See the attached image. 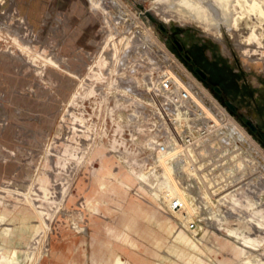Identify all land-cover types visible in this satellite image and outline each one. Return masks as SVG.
<instances>
[{
    "label": "rangeland",
    "instance_id": "rangeland-1",
    "mask_svg": "<svg viewBox=\"0 0 264 264\" xmlns=\"http://www.w3.org/2000/svg\"><path fill=\"white\" fill-rule=\"evenodd\" d=\"M43 2L37 18L24 0H0V264H47L56 238L90 239L95 218L129 213L125 193L175 226L155 223V239L127 236L142 252L136 260L125 254L123 264H264V123L255 106L233 99V111L220 100L248 136L249 161L239 171L184 173L176 162V185H188L200 220L168 212L164 193L174 183L164 176L166 159L153 157L145 128L151 98L160 96L157 72L170 58L164 47L185 63L181 45L212 54L226 74L237 69L234 78L245 77L262 102L264 61L245 55L225 21L203 26L174 13L167 20V0H80L76 15L62 7L69 0ZM244 11L240 30L249 34L260 18ZM246 116L263 123L259 134ZM194 221L196 230H188Z\"/></svg>",
    "mask_w": 264,
    "mask_h": 264
},
{
    "label": "built area",
    "instance_id": "built-area-1",
    "mask_svg": "<svg viewBox=\"0 0 264 264\" xmlns=\"http://www.w3.org/2000/svg\"><path fill=\"white\" fill-rule=\"evenodd\" d=\"M169 52L172 56L162 58L157 72L160 96L151 98L145 127L153 157L160 162L162 157L174 155L184 173L239 171L249 155L229 131L232 122L238 120L201 77ZM170 190L164 193L168 212H184L185 201ZM188 228L196 230V223L190 222Z\"/></svg>",
    "mask_w": 264,
    "mask_h": 264
},
{
    "label": "bare ground",
    "instance_id": "bare-ground-1",
    "mask_svg": "<svg viewBox=\"0 0 264 264\" xmlns=\"http://www.w3.org/2000/svg\"><path fill=\"white\" fill-rule=\"evenodd\" d=\"M93 2V0H91ZM101 3V2H100ZM116 4V3H115ZM114 4V5H115ZM236 4L240 5V10H238V8L236 7ZM117 6V5H116ZM165 11L167 12V14L165 15L167 17V20H171L173 17H171V15H175L176 17H180L182 19H186L184 17L187 18H193L194 20L202 23L203 26H210L212 23L214 22H223L225 21L226 24L229 25V28H231L233 35H235L239 41L242 44H245V46H241L242 49L244 48L245 51V55H249L251 56V60L255 59V58H259L262 59L264 61V23L262 20V17L264 18V0H167L166 5L164 6ZM244 8H246L250 13V17L252 19V17H254L253 15H258L257 17L260 18V20H258V24L255 25V27H253V29L251 30V32L249 34L243 33V30H240V20L244 19L246 16V13L244 11ZM117 9V8H116ZM121 14V13H120ZM122 16V15H121ZM120 18V17H119ZM249 18V16H248ZM254 20V19H253ZM244 23V22H243ZM215 24V23H214ZM217 24V23H216ZM227 25V26H228ZM244 26V24H243ZM8 27V26H7ZM15 27V26H14ZM111 27V26H109ZM217 27V26H216ZM250 27V26H248ZM247 27V28H248ZM114 28V27H113ZM246 28V27H244ZM246 28V29H247ZM8 29V28H7ZM243 29V28H242ZM245 29V30H246ZM249 30V29H247ZM116 33V32H115ZM118 34V33H117ZM104 36V35H103ZM109 37V36H108ZM114 37V36H113ZM24 39V38H23ZM108 40V39H107ZM120 41V40H119ZM237 41V40H236ZM252 43H258L259 47L258 49H253L252 47L249 48L247 47L248 45L252 44ZM16 44V43H15ZM121 44V43H120ZM104 45V44H103ZM102 45V46H103ZM247 45V46H246ZM105 46V45H104ZM111 46V45H110ZM256 46V45H255ZM257 47V46H256ZM105 48V47H104ZM127 48V47H125ZM15 49V48H14ZM102 49V47H101ZM119 49V47H118ZM112 50V49H111ZM114 52V51H113ZM164 52L165 54H167L168 56H172L171 53L168 51L167 48L164 47ZM104 53V52H103ZM101 55V54H100ZM114 55V54H113ZM106 56V55H105ZM254 56V57H252ZM92 57V56H90ZM107 58V57H106ZM105 59V58H104ZM250 59V57H249ZM88 60V59H87ZM109 60V59H108ZM53 63H55L56 65L58 64L57 61L53 60ZM120 61V60H119ZM104 62V61H103ZM109 62V61H108ZM107 62V63H108ZM249 64V63H248ZM90 65V62H89ZM250 65V64H249ZM100 66V65H99ZM94 67V66H93ZM102 67V66H101ZM86 68V67H85ZM115 69V68H114ZM105 70V69H104ZM92 71V70H91ZM100 74V73H99ZM127 79V78H126ZM86 80V79H85ZM193 80V79H192ZM133 83V82H132ZM91 84V83H90ZM149 84V83H148ZM152 84V83H150ZM81 85V84H80ZM127 85V84H125ZM131 85V84H130ZM153 86V84H152ZM122 87V86H121ZM149 87V86H148ZM84 88V87H83ZM150 88V87H149ZM153 88V87H152ZM123 89V88H122ZM132 89V88H131ZM158 89V88H157ZM96 90V89H95ZM120 90V89H119ZM124 90V89H123ZM127 90V89H126ZM90 91V90H89ZM159 91V90H158ZM84 92V91H83ZM94 92V91H93ZM101 92V91H100ZM136 92V91H135ZM85 93V92H84ZM91 93V92H90ZM97 93V92H96ZM121 94V93H120ZM81 95V94H80ZM101 95V94H100ZM96 96V95H95ZM140 97V96H139ZM124 98V97H123ZM92 99V98H91ZM96 99V97H95ZM118 99V98H117ZM122 99V98H121ZM88 101V100H87ZM92 101V100H91ZM115 101V100H114ZM125 101V100H124ZM133 102V101H132ZM77 103V102H76ZM116 103V102H115ZM92 104V103H91ZM102 104V103H101ZM117 104V103H116ZM121 104V103H120ZM119 104V105H120ZM128 104V103H127ZM133 104V103H132ZM131 104V105H132ZM150 104V103H149ZM80 105V104H79ZM122 105V104H121ZM120 105V106H121ZM92 107V106H91ZM114 107V105H113ZM116 107V106H115ZM94 108V107H92ZM91 108V109H92ZM134 108V107H132ZM86 109V108H85ZM107 109V108H106ZM121 109V108H120ZM99 110V109H98ZM126 110V109H125ZM131 110V109H130ZM88 111V110H87ZM133 111V110H132ZM84 112V111H83ZM111 112V111H110ZM137 114V113H136ZM139 114V113H138ZM72 116V115H71ZM110 116V115H109ZM129 117V116H128ZM142 117V116H140ZM89 118V116H88ZM131 118V117H129ZM83 120V119H82ZM87 120V119H86ZM116 121V120H115ZM127 121V120H126ZM144 121V120H142ZM141 122V121H140ZM92 123V122H91ZM119 123V122H118ZM126 123V122H124ZM96 124V123H95ZM123 125V124H122ZM120 125V126H122ZM125 125V124H124ZM129 125V124H128ZM96 126V125H95ZM129 127V126H128ZM123 129V128H122ZM128 129V128H127ZM230 133L232 134L234 140L244 149L247 150V145H248V141L245 139L246 137V133L244 132V129H242V127L240 126V124L238 122H232V124L230 125ZM105 132V131H104ZM133 133V132H132ZM106 134V133H105ZM252 142V141H249ZM114 143V142H113ZM67 144V143H66ZM251 144V143H250ZM113 145V144H112ZM150 146V145H149ZM249 146V145H248ZM148 147V146H147ZM74 151V150H73ZM79 151V150H78ZM59 154V153H58ZM106 156V155H105ZM165 160V162L163 163V167H164V176L165 178L172 180V182L174 183V186L171 188L172 190V194L175 195H180L183 200L185 201V211L184 212H178L176 214V216H179L180 218L186 220V218L190 217L193 218L194 220H200V216H195L193 214V211L196 210V207L194 206V199L191 197V194L187 191V187L188 185H186L185 187H183V189H180L177 185H176V179L179 177L178 175V166H177V160L175 159L174 155L169 154L166 155L165 157H162ZM49 160V159H48ZM52 160V159H51ZM68 161V160H67ZM130 161V160H129ZM128 161V163H129ZM136 161V160H135ZM47 162V161H46ZM70 162V161H69ZM132 162V161H131ZM139 162V161H137ZM105 163L107 164H111V160H105ZM142 163V161H141ZM51 164V163H50ZM66 165V164H65ZM127 165V164H126ZM135 166V165H134ZM151 166V165H150ZM50 167V166H49ZM53 167V166H52ZM58 167V166H57ZM51 168V167H50ZM154 169V168H153ZM45 170V169H44ZM53 169H51L52 171ZM132 170V169H131ZM43 171V170H42ZM138 171V170H137ZM40 172V171H39ZM111 172V171H110ZM157 172V171H155ZM42 173V172H41ZM112 173V172H111ZM160 173V172H159ZM163 174V172H161ZM136 174V173H135ZM139 174V173H138ZM154 174V173H153ZM57 175V174H56ZM127 173H122L120 176L121 177H127ZM38 176V175H37ZM47 176V175H46ZM40 177V176H39ZM45 177V176H44ZM106 177V176H105ZM130 177V176H129ZM141 177L143 178H147L148 176L143 174ZM38 178V177H37ZM50 178V177H49ZM120 178V177H119ZM142 178V179H143ZM149 178V177H148ZM160 178V177H159ZM59 179V178H58ZM40 180V179H39ZM123 180V179H122ZM36 181V180H35ZM52 181V180H51ZM57 181V180H56ZM148 181V180H147ZM152 181V180H151ZM164 181V180H163ZM162 181V182H163ZM166 181V180H165ZM41 182V180H40ZM44 182V180H43ZM150 182V181H149ZM157 182V181H156ZM171 182V183H172ZM164 183V182H163ZM172 183V184H173ZM43 184V183H42ZM50 184V183H49ZM124 184V183H123ZM159 184V183H158ZM189 184V183H188ZM40 185V184H39ZM130 185V184H129ZM151 185V184H150ZM155 185V184H154ZM161 185V184H160ZM165 185V183H164ZM157 186V185H156ZM42 187V186H41ZM65 187V186H64ZM48 188V187H47ZM50 189V188H49ZM52 189V188H51ZM158 189V188H157ZM48 190V189H47ZM28 192V191H26ZM49 192V191H48ZM159 192V191H158ZM43 193V191H42ZM46 193V192H45ZM55 193V192H54ZM51 194V193H50ZM89 194V193H88ZM126 195H124L123 197L126 199V206L129 209L130 212L136 210V212L141 211L149 216H151L152 218H155V222L158 225H161L163 227L165 226H175L174 223L172 222L171 219H167L165 218L161 213H159L158 210H153V209H149L148 207H146V203L141 200L139 197L136 196H131L127 193H125ZM151 194V193H150ZM14 195V194H13ZM49 195V194H48ZM52 195V194H51ZM159 195V194H158ZM42 196V195H41ZM44 196V195H43ZM42 196V197H43ZM53 196H55L53 194ZM236 196V195H235ZM45 197V196H44ZM161 197V196H159ZM40 198V197H39ZM50 198V196H49ZM48 198V199H49ZM158 198V197H157ZM47 199V198H46ZM51 199V198H50ZM59 202V200H58ZM63 202V201H62ZM58 204V203H57ZM166 204V203H165ZM255 204V203H254ZM35 205V204H34ZM43 205V204H42ZM45 205V204H44ZM256 205V204H255ZM150 206V205H149ZM167 206V205H166ZM51 207V206H50ZM53 207V206H52ZM51 207V208H52ZM60 207V206H59ZM152 208V207H151ZM168 208V207H167ZM261 209H263L261 207ZM52 210V209H50ZM57 210V209H56ZM61 210V209H60ZM44 211V210H43ZM47 211V210H46ZM50 212V211H49ZM52 213V212H51ZM47 215V214H46ZM221 217V216H219ZM54 218V217H53ZM69 218V217H68ZM40 219V218H39ZM50 219V218H49ZM241 219V218H240ZM244 219V218H243ZM203 220V219H202ZM223 220V219H221ZM257 220V219H256ZM188 221V220H186ZM185 221V222H186ZM195 222V221H194ZM203 223V222H202ZM262 223V222H260ZM128 225H131V222L128 221L127 222ZM190 225V223H189ZM203 225V224H202ZM198 228V227H197ZM253 228V227H252ZM43 229V227H42ZM189 230V229H188ZM255 230V229H252ZM39 231V230H38ZM43 231V230H42ZM41 233V231H40ZM246 233V232H245ZM255 233V232H254ZM36 234V233H35ZM39 234V233H38ZM247 234V233H246ZM193 235V234H192ZM228 235V234H227ZM37 236V235H36ZM254 236V235H253ZM246 236L244 235V238ZM252 237V236H251ZM256 237V236H255ZM263 238V237H262ZM241 239V238H240ZM264 242V241H263ZM37 243V242H36ZM139 243V242H138ZM238 243V242H237ZM137 244V243H136ZM264 246V245H263ZM242 247V246H241ZM246 248V247H244ZM248 249V248H247ZM249 251V250H248ZM257 251V250H256ZM253 252V251H252ZM251 253V251H250ZM248 254V253H247ZM252 254V253H251ZM13 256V255H12ZM255 256V255H254ZM245 257V255H244ZM253 257V256H252ZM263 257V256H262ZM249 258V257H248ZM255 258V257H254ZM258 258V257H257ZM260 258V257H259ZM119 259V258H118ZM264 259V258H263ZM120 260V259H119ZM119 263V261H118ZM130 263V262H129ZM12 264V263H11ZM122 264V263H121Z\"/></svg>",
    "mask_w": 264,
    "mask_h": 264
},
{
    "label": "crops",
    "instance_id": "crops-1",
    "mask_svg": "<svg viewBox=\"0 0 264 264\" xmlns=\"http://www.w3.org/2000/svg\"><path fill=\"white\" fill-rule=\"evenodd\" d=\"M43 1L24 0L26 12L32 11L38 18ZM62 7L75 15L81 11L80 0H69V4H62ZM145 203L146 207L152 209L149 203ZM105 216L93 220L90 239L73 234L56 238L47 264H123L125 254H131L136 260V252H142L140 244H136V240L127 239V236H134L135 239L136 236L155 239L150 232L151 226L156 223L155 218L141 211L134 210L129 213L110 211L105 213ZM128 221L131 225L126 224Z\"/></svg>",
    "mask_w": 264,
    "mask_h": 264
},
{
    "label": "flooded vegetation",
    "instance_id": "flooded-vegetation-1",
    "mask_svg": "<svg viewBox=\"0 0 264 264\" xmlns=\"http://www.w3.org/2000/svg\"><path fill=\"white\" fill-rule=\"evenodd\" d=\"M180 52H185V61L187 65L194 71L198 72L204 83L212 90L216 92L218 98L224 102L230 108L235 111L238 109L239 104H235L233 99L240 102H244L248 104L251 102L256 108V117L262 118V122L264 123V102H262L261 95L254 92L251 86L248 84L245 77H243V81L240 82L237 78H234L238 72L237 69H232V75L226 74L223 71L228 72L224 63H218L213 60L212 54L205 53L204 55L196 52V48L185 49L184 46L179 47ZM202 71V73L199 72ZM223 72V73H222ZM264 87V86H263ZM243 89L246 91L243 97ZM239 94L236 95L237 91ZM261 121H255L254 117L246 116L245 123L251 128V130L255 134H259V126L261 125ZM262 123V124H263ZM262 139L264 140V132H262Z\"/></svg>",
    "mask_w": 264,
    "mask_h": 264
},
{
    "label": "water",
    "instance_id": "water-1",
    "mask_svg": "<svg viewBox=\"0 0 264 264\" xmlns=\"http://www.w3.org/2000/svg\"><path fill=\"white\" fill-rule=\"evenodd\" d=\"M199 72H200V73H202V71H201V70H199Z\"/></svg>",
    "mask_w": 264,
    "mask_h": 264
}]
</instances>
